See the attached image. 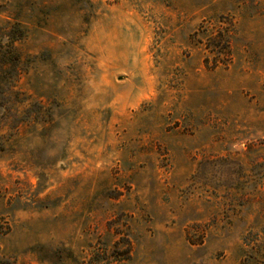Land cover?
I'll return each mask as SVG.
<instances>
[{
  "label": "rangeland",
  "instance_id": "1",
  "mask_svg": "<svg viewBox=\"0 0 264 264\" xmlns=\"http://www.w3.org/2000/svg\"><path fill=\"white\" fill-rule=\"evenodd\" d=\"M16 22L0 256L264 264V0H0Z\"/></svg>",
  "mask_w": 264,
  "mask_h": 264
},
{
  "label": "trees",
  "instance_id": "2",
  "mask_svg": "<svg viewBox=\"0 0 264 264\" xmlns=\"http://www.w3.org/2000/svg\"><path fill=\"white\" fill-rule=\"evenodd\" d=\"M23 38H24V32L23 30H21L20 24L17 22L3 30L1 29L0 31V64H6V65L14 66V67H17L18 65L21 64L22 57L19 53H17L15 44L16 42L21 41ZM15 83L16 82L14 81L10 82L7 86H4V85L1 86L0 84V99H2L3 97L4 98L7 97L6 93L14 94V95L17 93L13 89L16 87ZM0 264H14V262L11 259H8L4 256H0Z\"/></svg>",
  "mask_w": 264,
  "mask_h": 264
}]
</instances>
